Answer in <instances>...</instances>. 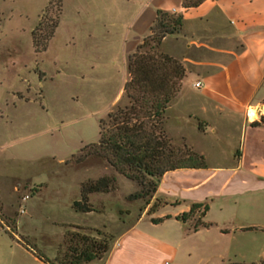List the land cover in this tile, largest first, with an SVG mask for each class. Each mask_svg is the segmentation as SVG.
I'll return each mask as SVG.
<instances>
[{
  "label": "rangeland",
  "instance_id": "374dc122",
  "mask_svg": "<svg viewBox=\"0 0 264 264\" xmlns=\"http://www.w3.org/2000/svg\"><path fill=\"white\" fill-rule=\"evenodd\" d=\"M91 5L92 0H62L47 46L36 52L32 32L41 38L45 22L54 17L56 0H0L1 260L7 258L8 235L22 244L34 243L45 253L55 252L50 259L53 264H68L64 252L70 247L87 246L102 256L138 208L149 200L148 209L162 202L153 194L129 197L139 185L101 157L86 155L74 160L90 149V142H96L98 119L106 120L108 111L128 103L121 88L125 70L118 39L126 17L123 5L116 3L113 24L107 29L111 39L103 44L99 24L90 14ZM168 13L174 15L177 11ZM142 38L145 44L137 50L151 52L147 45L152 44L149 33ZM113 53L116 55L112 61ZM173 111L174 106L163 111V130L182 151L189 146L170 136L177 129ZM224 128L205 136L189 132L195 145L204 150L207 165L228 169L234 163L236 142L230 134H236V130L229 129L225 132L228 135L221 136ZM100 175H113V187L88 193L93 209L74 210L70 202L78 198L80 183ZM26 176L39 182L31 183L23 178ZM237 182L235 176L229 177V171H223L207 184L230 188ZM251 188L257 199H264V188L257 193L258 187ZM24 194L28 196L23 199ZM215 201L210 218L217 216Z\"/></svg>",
  "mask_w": 264,
  "mask_h": 264
},
{
  "label": "crops",
  "instance_id": "0c3cea01",
  "mask_svg": "<svg viewBox=\"0 0 264 264\" xmlns=\"http://www.w3.org/2000/svg\"><path fill=\"white\" fill-rule=\"evenodd\" d=\"M181 2L92 0L90 14L99 24L103 44L111 39L107 29L113 24L116 3L123 5L126 17L118 37L125 70L121 88L127 55L150 32L156 9L182 14L180 31L159 43L161 52L195 67L186 68L178 93L170 99L177 127L170 136L203 155L189 131L205 136L227 125L221 136L236 130L230 134L232 142L236 140L234 163L228 169L206 164L165 171L153 192V198L162 202L150 210V200L146 201L104 254L84 264H264V199H257L251 188L258 187L256 193L264 188V125H250L264 111L259 109L252 119L246 114L248 106L264 104V0H203L187 8ZM196 81L200 86L194 85ZM223 171L238 182L230 188L208 186ZM214 201L217 216L210 218ZM191 203L201 204L194 215L176 218ZM203 204L207 209L202 213ZM8 238L7 258L2 257L0 264H51L16 238ZM37 248L49 260L55 254Z\"/></svg>",
  "mask_w": 264,
  "mask_h": 264
},
{
  "label": "trees",
  "instance_id": "16d2710c",
  "mask_svg": "<svg viewBox=\"0 0 264 264\" xmlns=\"http://www.w3.org/2000/svg\"><path fill=\"white\" fill-rule=\"evenodd\" d=\"M61 1L56 0L54 17L49 23L45 22V31L41 38H37L32 32L34 51L39 52L45 49L57 24ZM202 1L182 0L181 6L187 8L198 5ZM182 20L181 13L177 12L173 15L167 10L156 9L155 20L149 32L152 44H147L151 52L147 49L137 50L145 44L142 38L135 50L127 55L128 76L123 82L122 89L128 97V103L108 111L106 120L98 119L96 142H90V149L80 153L74 159L78 161L86 155L103 158L112 168L139 185V190L129 193V197L151 196L159 178L167 170L206 166L202 154L194 152L187 146H184L182 151L175 147L162 125L163 111L170 99L178 92L181 78L185 75V68L176 58L159 51L157 46L166 35L180 31ZM259 124L264 125V114H261L258 120L250 122L253 126ZM82 149L83 147H80V150ZM113 185V175H100L94 179H87L80 183L79 196L71 200L70 206L78 211L91 210L93 208L88 202V193L105 191ZM200 205V203H191L189 209L176 215V218L185 220L194 215L196 208ZM206 209L207 205L203 204L202 213ZM23 242L24 245L33 249L37 256L53 264L34 243ZM64 255L68 264H84L89 259L99 256L87 246L81 249L70 247Z\"/></svg>",
  "mask_w": 264,
  "mask_h": 264
},
{
  "label": "bare ground",
  "instance_id": "6f19581e",
  "mask_svg": "<svg viewBox=\"0 0 264 264\" xmlns=\"http://www.w3.org/2000/svg\"><path fill=\"white\" fill-rule=\"evenodd\" d=\"M264 111V104H261L259 107H255V106H248L247 107V116L249 117V119H252L253 117H255V112L257 113L258 110Z\"/></svg>",
  "mask_w": 264,
  "mask_h": 264
},
{
  "label": "built area",
  "instance_id": "2783aa9c",
  "mask_svg": "<svg viewBox=\"0 0 264 264\" xmlns=\"http://www.w3.org/2000/svg\"><path fill=\"white\" fill-rule=\"evenodd\" d=\"M194 85L196 86V87H198V86H200V82L199 81H196V82H194ZM28 195L27 194H24L23 196H22V198L24 199V198H26ZM20 210H22V207H20ZM1 221V220H0ZM2 223V222H1ZM5 226V225H4ZM0 227H1V225H0ZM6 227V226H5Z\"/></svg>",
  "mask_w": 264,
  "mask_h": 264
}]
</instances>
